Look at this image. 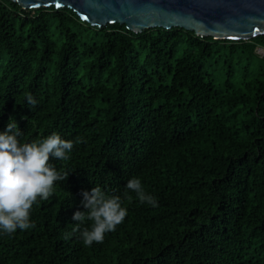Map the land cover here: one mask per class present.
Segmentation results:
<instances>
[{"label": "trees", "instance_id": "1", "mask_svg": "<svg viewBox=\"0 0 264 264\" xmlns=\"http://www.w3.org/2000/svg\"><path fill=\"white\" fill-rule=\"evenodd\" d=\"M260 47L264 35L136 33L93 26L70 7L0 0V131L14 117L21 143L83 140L69 159L50 157L70 174L33 205L34 227L0 234V264H264ZM220 57L223 72L210 71ZM133 177L158 206L125 189ZM96 185L121 197L123 223L102 243L65 239Z\"/></svg>", "mask_w": 264, "mask_h": 264}, {"label": "clouds", "instance_id": "2", "mask_svg": "<svg viewBox=\"0 0 264 264\" xmlns=\"http://www.w3.org/2000/svg\"><path fill=\"white\" fill-rule=\"evenodd\" d=\"M26 103L34 108L37 100L29 94ZM21 135L14 117L9 119L5 130L0 131V234L34 227L31 220V213L35 211L33 205L39 200H47L52 195L54 182L66 181L70 174L58 171L49 163L50 157L67 160L74 144L83 142L79 137L67 140L52 133L31 143H21L18 139ZM125 189L134 191L142 204L158 206V200L145 191L139 177L129 179ZM80 203L83 210L73 213L72 220L77 223L65 234V239L79 232V238L86 246L102 243L105 234L115 231L128 214L121 197L107 194L99 185L90 191L84 190ZM86 222L90 223L81 227ZM9 261L10 257H6L2 263Z\"/></svg>", "mask_w": 264, "mask_h": 264}, {"label": "water", "instance_id": "3", "mask_svg": "<svg viewBox=\"0 0 264 264\" xmlns=\"http://www.w3.org/2000/svg\"><path fill=\"white\" fill-rule=\"evenodd\" d=\"M12 1L24 9L70 7L93 26L101 28L109 23H121L136 33L154 27H184L199 36L216 39L248 41L264 35V0Z\"/></svg>", "mask_w": 264, "mask_h": 264}, {"label": "rangeland", "instance_id": "4", "mask_svg": "<svg viewBox=\"0 0 264 264\" xmlns=\"http://www.w3.org/2000/svg\"><path fill=\"white\" fill-rule=\"evenodd\" d=\"M257 52L260 53V54H264V48H258L257 49ZM223 69H224V61H223V58H215L213 59L211 65H210V71H214V70H222L223 72ZM221 75V74H220ZM218 80H220L219 82L217 81L218 84H222V80H221V77L218 75Z\"/></svg>", "mask_w": 264, "mask_h": 264}, {"label": "snow or ice", "instance_id": "5", "mask_svg": "<svg viewBox=\"0 0 264 264\" xmlns=\"http://www.w3.org/2000/svg\"><path fill=\"white\" fill-rule=\"evenodd\" d=\"M57 7H59V5H57Z\"/></svg>", "mask_w": 264, "mask_h": 264}]
</instances>
